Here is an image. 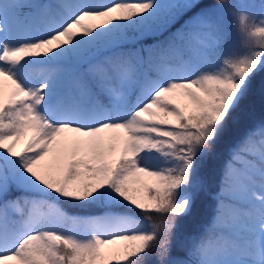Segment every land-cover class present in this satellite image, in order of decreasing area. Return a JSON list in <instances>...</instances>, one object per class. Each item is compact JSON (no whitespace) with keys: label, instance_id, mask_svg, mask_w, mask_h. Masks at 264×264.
Returning <instances> with one entry per match:
<instances>
[{"label":"snow or ice","instance_id":"6c2138e0","mask_svg":"<svg viewBox=\"0 0 264 264\" xmlns=\"http://www.w3.org/2000/svg\"><path fill=\"white\" fill-rule=\"evenodd\" d=\"M260 73L264 0H0V264H264V121L171 258L199 162Z\"/></svg>","mask_w":264,"mask_h":264},{"label":"trees","instance_id":"16d2710c","mask_svg":"<svg viewBox=\"0 0 264 264\" xmlns=\"http://www.w3.org/2000/svg\"><path fill=\"white\" fill-rule=\"evenodd\" d=\"M203 2L205 6H210L215 4L217 0H203ZM242 2L259 4L260 0H233V3ZM226 20L230 30L229 37H231L232 30L235 28V20L231 15ZM174 29L175 26H172L163 35L157 34L141 43L145 45L154 44L157 40L165 39L170 33L174 32ZM261 121H264V73L257 75L252 90L240 108L234 113L228 128L214 145L210 154L203 157L199 162L198 177L202 187L198 191L192 214L177 220V227L172 237V259L186 258L190 237L192 235L196 236L208 225L209 216L214 209L215 196L220 189L223 167L228 159L230 148L248 128ZM60 206L71 215L75 213H99V210L95 207L85 209L66 202L61 203ZM132 214L140 215L138 211ZM143 264H160V258L153 253L146 258Z\"/></svg>","mask_w":264,"mask_h":264},{"label":"rangeland","instance_id":"374dc122","mask_svg":"<svg viewBox=\"0 0 264 264\" xmlns=\"http://www.w3.org/2000/svg\"><path fill=\"white\" fill-rule=\"evenodd\" d=\"M51 2H55V0H51ZM256 11H258V9H256ZM180 20V19H179ZM178 20V21H179ZM185 20H187V18H184V19H181L180 20V22H179V24L175 27V31H176V29H178V28H180L183 24H184V22H185ZM224 24H225V27H226V29H227V31L228 32H230V30H229V25H228V23H227V20H225L224 21ZM235 28L232 30V36L231 37H229V40L231 41L232 39H233V36H234V34H235ZM103 51V50H102ZM216 204V203H215ZM96 214H100V213H94V214H89V215H96ZM75 215H78V216H88V215H86V214H75ZM212 218V217H211ZM210 218V219H211Z\"/></svg>","mask_w":264,"mask_h":264}]
</instances>
